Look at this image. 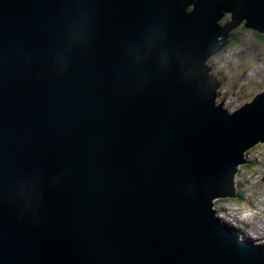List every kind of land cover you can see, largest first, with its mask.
<instances>
[{"label":"water","instance_id":"1","mask_svg":"<svg viewBox=\"0 0 264 264\" xmlns=\"http://www.w3.org/2000/svg\"><path fill=\"white\" fill-rule=\"evenodd\" d=\"M226 12L264 0H0V264H264L222 222L264 92L215 104Z\"/></svg>","mask_w":264,"mask_h":264},{"label":"rangeland","instance_id":"2","mask_svg":"<svg viewBox=\"0 0 264 264\" xmlns=\"http://www.w3.org/2000/svg\"><path fill=\"white\" fill-rule=\"evenodd\" d=\"M246 21L226 12L219 22L225 26L229 43L206 61L219 82L215 104H223L228 113L264 92V33L245 26ZM243 154L245 162L238 166L235 176L238 197L216 198L213 208L235 233L253 241L244 234V228L264 236V142Z\"/></svg>","mask_w":264,"mask_h":264},{"label":"bare ground","instance_id":"3","mask_svg":"<svg viewBox=\"0 0 264 264\" xmlns=\"http://www.w3.org/2000/svg\"><path fill=\"white\" fill-rule=\"evenodd\" d=\"M221 19V18H220ZM219 19V20H220ZM219 20H218V25L219 26H221V27H223L224 29H225V26H223L220 22H219ZM245 26H246V23H245ZM251 29H253L254 31H256V32H258V33H260V34H263L262 32H259V31H257L256 29H254V28H251ZM209 59V58H208ZM207 59V60H208ZM219 105H221V104H219ZM244 105H246V104H243L242 106H244ZM221 106H223V104L221 105ZM241 106V107H242ZM224 109H225V107H224ZM232 112H234V111H231V113ZM219 215H218V217L222 220V214H220V213H218ZM224 215V214H223ZM227 220V219H226ZM243 220V219H242ZM230 221V220H229ZM261 221V220H260ZM222 222H223V220H222ZM245 222V221H244ZM262 222H264V220L263 221H261V223ZM224 223V222H223ZM244 234L246 235V234H249L251 237H253V241L254 242H256V243H258L259 245H261L262 247H264V236H261V235H259V236H257L254 232H252V230L250 231V229H245L244 228Z\"/></svg>","mask_w":264,"mask_h":264}]
</instances>
